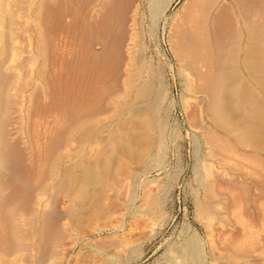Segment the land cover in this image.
Returning <instances> with one entry per match:
<instances>
[{
    "label": "bare ground",
    "instance_id": "6f19581e",
    "mask_svg": "<svg viewBox=\"0 0 264 264\" xmlns=\"http://www.w3.org/2000/svg\"><path fill=\"white\" fill-rule=\"evenodd\" d=\"M177 1L0 0V264H63L79 198L93 192L102 167L120 158V142L127 146L135 134L122 118L138 115L145 130L152 123L161 96L153 79L162 77L142 56L152 30L169 45L186 89L202 98L185 102L218 165L199 175L209 201L202 212L215 210L220 222L235 226L238 211L252 219L255 213L264 227V157L224 122L232 111L229 55L242 38L249 88L264 101L251 86L264 90V0H185L170 14ZM151 199L146 185L143 200ZM232 210L235 218L224 212ZM263 243L264 235L232 229L210 239L208 252L256 264Z\"/></svg>",
    "mask_w": 264,
    "mask_h": 264
},
{
    "label": "rangeland",
    "instance_id": "374dc122",
    "mask_svg": "<svg viewBox=\"0 0 264 264\" xmlns=\"http://www.w3.org/2000/svg\"><path fill=\"white\" fill-rule=\"evenodd\" d=\"M184 1L174 2L170 14L179 10ZM152 32L142 40L147 44L142 43L146 65L152 68L153 76H162L160 81L153 79L161 96L150 114L152 123L146 131L143 121L135 118L138 115L126 114L122 118L125 124L136 126L135 134L127 146L120 142V158L105 170L102 167L93 192L89 190L79 198L82 208L69 220L73 243L63 264H247V260L231 259L219 249L208 252L210 239L229 235L232 229L248 230L260 237L264 227L255 213L252 219L238 211L240 224L235 226L220 222L215 210L202 212L209 207V201L198 182L199 175L205 174L207 166L218 169L215 160L207 155L204 138L187 117L189 107L199 104L202 98L186 89L185 73L169 45L158 30ZM245 45L246 41L240 39L229 55L227 99L232 111L225 113L224 122L244 142L259 148L264 157V101L257 103L249 88ZM255 84H251L254 90L264 95L262 84ZM250 113L256 119H250ZM125 183L129 184L126 190ZM146 185L152 189L149 202L143 200ZM224 212L235 218L236 210ZM103 237H109V242L99 245L97 241ZM196 243L201 251L198 258L193 248ZM253 263L264 264V256L255 252Z\"/></svg>",
    "mask_w": 264,
    "mask_h": 264
}]
</instances>
